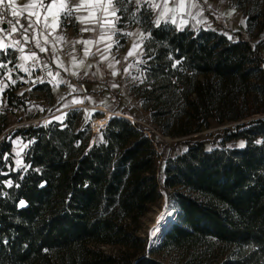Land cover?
Wrapping results in <instances>:
<instances>
[{
  "label": "trees",
  "instance_id": "trees-1",
  "mask_svg": "<svg viewBox=\"0 0 264 264\" xmlns=\"http://www.w3.org/2000/svg\"><path fill=\"white\" fill-rule=\"evenodd\" d=\"M230 1L246 18L235 40L214 29L155 27L146 3L114 0L118 28L149 34L133 91L160 134L186 138L212 122L231 125L217 133L218 147L188 139L167 153L159 135L118 116L92 137L80 109L7 133L0 111V264H264V0ZM17 19L27 26L9 11L4 24ZM10 52L0 53V81ZM21 86L5 91L7 106L22 107ZM36 91L53 99L49 84ZM16 138L28 144L17 172L9 167ZM232 141L244 147L225 146ZM163 199L174 220L150 247L141 221Z\"/></svg>",
  "mask_w": 264,
  "mask_h": 264
},
{
  "label": "rangeland",
  "instance_id": "rangeland-1",
  "mask_svg": "<svg viewBox=\"0 0 264 264\" xmlns=\"http://www.w3.org/2000/svg\"><path fill=\"white\" fill-rule=\"evenodd\" d=\"M45 1L47 0H44V2ZM157 2L162 3L163 0H157ZM198 2L199 7L192 9V13L196 16V19L193 20L191 17L185 15L184 18L188 20V23L183 27V29H215L219 32L225 33L228 37H231L232 40H235V37H233L234 32L244 31L246 29V18L240 11L232 6L230 0H206V2L205 0H198ZM15 3L18 8H21L28 4L29 0H15ZM133 3L135 4V0H133ZM143 4H145V2L144 0H141V5L139 7ZM169 4L171 6L172 0H169ZM201 10L202 15H197V13ZM154 14L156 18L157 13L154 12ZM26 15V13H22L21 16L26 17ZM77 15L87 16L88 13L81 12ZM97 15L99 16V13H97ZM109 19L115 20L113 17H109ZM177 19L179 20L180 17L178 16ZM3 24L4 22L0 23V27H3ZM82 27H93V25H82L73 22L65 29L63 20H61L60 28L55 34H64L68 40H95L98 38L101 29L97 27L96 32L81 33L79 29ZM116 29L117 31L113 37V41H119V44H113L108 60H103L102 55L97 52V48H100L101 50L104 49V43L99 45L94 44L92 46V55H89L88 57H84L83 55L84 46L82 44H77L75 46L73 54L75 55L77 62L81 59H84L85 61L84 65L80 68H74L71 64L72 57L68 55L71 50V44L69 43L56 45L55 51H53L51 43L44 45L48 48V51L44 53L39 52V50L34 47V44H27L25 46V53L29 54L33 51L36 52L39 56L38 64H36V61L31 60L27 62L20 61L18 59L20 53H13L10 49L11 52L9 54V62L12 63V67L8 70L6 78L0 81V89H2V91H0V111H3L4 114L9 117V121L11 122L10 127L6 132L8 133L16 128L26 125L39 123L46 124L51 120L62 122L65 118L67 110L80 108V110L85 111L86 115L89 119H91L90 127H92L91 131L93 137L100 132L95 131L93 124L97 119L105 117L106 112L100 109V107H104L112 114H123L134 123L141 124L151 133L159 135L167 145V153L170 152L171 148L176 143L188 139L200 141L208 140L215 143V147H218L219 145L216 142L217 133L231 125L220 126L216 122H212L210 129H205L199 134L186 138L173 139L171 137H164L160 134L159 127L154 125L151 120L150 113L143 108L140 99L135 96L133 91V88L140 85L143 80V44L146 39V34H144L145 39H143V41H140L138 35H125V33L128 32L138 33L142 31L139 27L121 30L118 28V20H116ZM3 35L4 33H0V36ZM123 39L126 40V46L124 47L122 46ZM52 40L53 37L50 36L49 41L51 42ZM134 43H141L142 48L135 56L127 57V52L131 50ZM262 55L264 56V51ZM57 56L59 57V60L63 62V68L57 66ZM137 60L140 62L137 63ZM20 63H25V66L29 68L31 72L30 75L16 67V65ZM110 63L113 64L114 67L109 68L108 65ZM33 64H36V67L33 68ZM129 65H132V67H129ZM57 69H61L65 75L62 76ZM65 69H69V71H65ZM49 71L52 72V76L48 75ZM9 72H11V80L8 79ZM72 72H77L78 75H72ZM114 72L116 73L115 75H113ZM57 73H59L58 76L56 75ZM78 76H85L89 81L95 80L98 81V83L94 84L90 82H82L77 79ZM53 77H55V79H53ZM134 77L135 79H133ZM41 78L43 79V82H41ZM12 81H15V83ZM59 81L64 82L58 83ZM17 83L22 84L20 89L16 92L19 99L23 102L20 109L7 106L4 97L5 91L10 88V86ZM77 83H86L89 88V93L87 95H82L79 91ZM3 84H7L8 87L3 88ZM43 84L50 85L53 95L52 100L48 98L46 93L36 91V88ZM73 89H75V91H73ZM74 101L79 102L75 103ZM78 105H82L83 107H78ZM96 113H99L102 116L95 118L94 116ZM241 144L244 145L241 141H232L226 143L225 146L234 149L241 148ZM12 145L13 148L9 156L11 164L9 167H11L15 172L21 171L24 169V155L28 144L23 142L20 138H16L13 140ZM163 212H167L174 218L175 210L165 199H163L159 205L153 207L151 212L141 221V234L143 237L148 239L150 247L158 246L153 243L151 239V232L159 216ZM104 249L110 251L108 248ZM173 258H175V254L166 255V257H164L167 262L172 261Z\"/></svg>",
  "mask_w": 264,
  "mask_h": 264
},
{
  "label": "snow or ice",
  "instance_id": "snow-or-ice-1",
  "mask_svg": "<svg viewBox=\"0 0 264 264\" xmlns=\"http://www.w3.org/2000/svg\"><path fill=\"white\" fill-rule=\"evenodd\" d=\"M126 2L132 4L133 0H126ZM144 2L150 9H152V11L157 13L156 19L154 20L155 27H160L161 22H164L165 24L176 25L179 30H183V27L188 23V20L184 18L185 15L191 17L193 20L196 19V16L192 13V9L199 7L198 0H172L171 6L169 0H163L162 3L157 2V0H144ZM135 5L139 9L141 0H135ZM9 10L12 17H19L22 13H26L25 21L27 26L25 27V24H21L19 19L15 21L7 20V24L10 25V27H0V33H4L3 36H0V53L8 55V49H11L13 53L19 52L20 55L18 59L20 61L27 62L31 60L36 61V64L39 63V56L36 52L33 51L29 54L25 53V46L29 43L34 44V47L41 53L48 51V48L44 45L51 43V47L53 51H55L56 45L69 43L71 44V50L68 55L72 57L71 64L74 68H80L84 65L85 61L84 59H81L77 62L76 57L73 54L77 44H82L84 46L83 55L84 57H88L89 55H92V46L94 44L99 45L104 43L105 47L103 50L97 48V52L102 55L103 60H108L113 44H119V41H113V37L117 31L116 20H119L120 18L118 16L120 8L114 4L113 0H48L47 3H45L44 0H29V3L21 8L16 6L15 0H0V23L4 22L5 13ZM81 12H87L88 15H77ZM97 13H99V16ZM197 15H202V10L197 13ZM178 16L180 17L179 20L177 19ZM109 17H113L115 20L109 19ZM61 20H63L65 29L69 24L75 22L82 25H93V27L80 28L79 31L81 33L96 32L97 27L101 29V31L99 32L98 38L95 40H68L64 34H55L60 28ZM20 29H22V31H20ZM18 31H20L19 38L12 39L13 34H16ZM29 33L32 34L31 39H29ZM125 35H138L140 41L145 39V35L142 32H128L125 33ZM50 36L53 37L51 42L49 41ZM229 39H231V37H229ZM141 48V43H134L131 50L127 52V57L135 56ZM139 62L140 61L137 60V63ZM177 63L179 62L177 61ZM36 64H33V68L36 67ZM57 66L61 68L64 67L63 62L59 60L58 56ZM0 67L6 68L7 64H0ZM16 67L29 75L31 74L29 68L25 66V63H20L16 65ZM108 67L112 68L114 65L110 63ZM129 67H132V65H129ZM65 71H69V69H65ZM71 74L78 75L77 72H72ZM115 74L116 73L114 72L113 75ZM48 75L52 76L53 74L49 71ZM56 75L58 76L59 73ZM8 79L11 80V72H9ZM53 79H55V77H53ZM133 79H135V77ZM12 82L15 83V81ZM41 82H43L42 78ZM62 82L64 81H59L58 83ZM7 87V84H3V88ZM0 91H2V89H0ZM73 91H75V89H73ZM74 102L78 103L79 101ZM240 147H244V145L241 144ZM9 186H11L10 181ZM18 186L19 185H17V187ZM42 186L43 185H41V187ZM20 207H25V202L21 201ZM152 235H155V232H153Z\"/></svg>",
  "mask_w": 264,
  "mask_h": 264
},
{
  "label": "bare ground",
  "instance_id": "bare-ground-1",
  "mask_svg": "<svg viewBox=\"0 0 264 264\" xmlns=\"http://www.w3.org/2000/svg\"><path fill=\"white\" fill-rule=\"evenodd\" d=\"M78 107H83L82 105H78ZM100 109L102 111L106 112L105 117H102L100 119H97L94 124L93 127L95 129L96 132H99L101 129H103V127H105V125L107 124V122L109 121V119L111 118L112 115L121 117V118H125L128 120L129 119L127 116L123 115V114H112L110 111L106 110L104 107H100ZM174 220V218L172 216H170L167 212H163L157 222L155 223L152 232H151V239L153 241V243H155L156 245H159L162 242V239L164 237V234L166 233V231L169 228L170 223H172ZM155 232V235H152V233Z\"/></svg>",
  "mask_w": 264,
  "mask_h": 264
},
{
  "label": "built area",
  "instance_id": "built-area-1",
  "mask_svg": "<svg viewBox=\"0 0 264 264\" xmlns=\"http://www.w3.org/2000/svg\"><path fill=\"white\" fill-rule=\"evenodd\" d=\"M77 86L79 88V91L81 92L82 95H87L89 93V88L86 83H77ZM134 124V122L132 121Z\"/></svg>",
  "mask_w": 264,
  "mask_h": 264
},
{
  "label": "crops",
  "instance_id": "crops-1",
  "mask_svg": "<svg viewBox=\"0 0 264 264\" xmlns=\"http://www.w3.org/2000/svg\"><path fill=\"white\" fill-rule=\"evenodd\" d=\"M48 2V0L47 1H45V3H47ZM17 18V17H16ZM156 19V18H155ZM162 23V22H161ZM176 26V25H175ZM177 27V26H176ZM3 28H8V26H7V24H4L3 25ZM215 30V29H214ZM142 31V30H141ZM143 32V31H142ZM144 33V32H143ZM144 34H146V39L149 37V34L148 33H144ZM14 35V34H13ZM31 33H29V39H31ZM17 38H19V37H15V36H12V39H17ZM145 39V40H146ZM23 42V41H22ZM29 44H32V43H29ZM57 71H59V73L62 75V76H64L65 74H64V72L61 70V69H57ZM81 93V92H80Z\"/></svg>",
  "mask_w": 264,
  "mask_h": 264
},
{
  "label": "water",
  "instance_id": "water-1",
  "mask_svg": "<svg viewBox=\"0 0 264 264\" xmlns=\"http://www.w3.org/2000/svg\"><path fill=\"white\" fill-rule=\"evenodd\" d=\"M75 109H80V108H75ZM101 112V111H100ZM101 113H103V112H101ZM103 114H105V113H103ZM112 116H115V115H112ZM121 118V117H120ZM255 118H260V116H258V117H255ZM92 128V127H91ZM95 138V140H96V136L94 137ZM93 142L92 141H90V147H92L93 146Z\"/></svg>",
  "mask_w": 264,
  "mask_h": 264
}]
</instances>
